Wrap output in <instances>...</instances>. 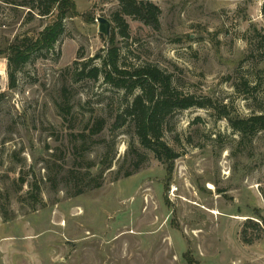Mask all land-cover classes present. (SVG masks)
<instances>
[{"label": "rangeland", "instance_id": "1", "mask_svg": "<svg viewBox=\"0 0 264 264\" xmlns=\"http://www.w3.org/2000/svg\"><path fill=\"white\" fill-rule=\"evenodd\" d=\"M72 1L55 47L18 68L8 47L36 39L57 11L0 0V264H264V131L231 122L264 112V0H148L158 30L125 17L122 65H156L213 103L166 117L171 175L132 118L112 129L139 90L77 73L103 54L97 19L112 32L119 1ZM98 118L104 130L89 134Z\"/></svg>", "mask_w": 264, "mask_h": 264}, {"label": "trees", "instance_id": "2", "mask_svg": "<svg viewBox=\"0 0 264 264\" xmlns=\"http://www.w3.org/2000/svg\"><path fill=\"white\" fill-rule=\"evenodd\" d=\"M118 1L120 10L113 15V21L116 25L110 33L103 54H97L88 62L82 63L77 73L80 78L94 80L103 78L111 86L124 90L126 95H131L135 90H139L133 100L127 103L121 113L116 116L112 129L122 127L127 119L132 118L142 147L152 151L155 157L166 165L167 173L171 175L174 162L179 154L163 139V123L166 117L176 110H187L192 107L211 108L213 103L209 99L200 101L193 95H185L179 92L172 86L171 75L165 73L156 65L146 63L126 67L121 64L117 36L118 34L122 37L129 36V24L125 17L131 16L158 30L161 25V9L148 0ZM55 10L57 13L53 22L47 25L36 39H25L8 47L11 65L20 68L30 60L34 53L44 50L49 51L55 47L64 31V20L74 17L77 13L72 0H45L41 13L46 16L54 14ZM261 12L264 17V3ZM261 36V40L264 42V35ZM75 64H77L76 61ZM14 86L15 82L12 80L11 87ZM231 122L234 128L244 133H255L257 130L264 131V112L253 115L248 119ZM105 126V119L98 118L92 128L89 129V134H99ZM131 174L129 172L126 176ZM101 185V183H97L94 188H99ZM247 225L258 226L252 219H249ZM245 240L248 243L252 242L246 239L244 235Z\"/></svg>", "mask_w": 264, "mask_h": 264}, {"label": "water", "instance_id": "3", "mask_svg": "<svg viewBox=\"0 0 264 264\" xmlns=\"http://www.w3.org/2000/svg\"><path fill=\"white\" fill-rule=\"evenodd\" d=\"M97 21L99 22V31L109 39L111 33L110 22L103 17H99Z\"/></svg>", "mask_w": 264, "mask_h": 264}, {"label": "bare ground", "instance_id": "4", "mask_svg": "<svg viewBox=\"0 0 264 264\" xmlns=\"http://www.w3.org/2000/svg\"><path fill=\"white\" fill-rule=\"evenodd\" d=\"M212 213H215V214H217L218 212H217V211H212Z\"/></svg>", "mask_w": 264, "mask_h": 264}]
</instances>
